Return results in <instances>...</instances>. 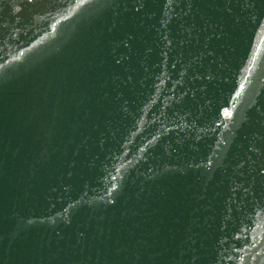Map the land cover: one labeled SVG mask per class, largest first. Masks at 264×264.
Wrapping results in <instances>:
<instances>
[{"label":"water","instance_id":"95a60500","mask_svg":"<svg viewBox=\"0 0 264 264\" xmlns=\"http://www.w3.org/2000/svg\"><path fill=\"white\" fill-rule=\"evenodd\" d=\"M264 220V0H0V264H202Z\"/></svg>","mask_w":264,"mask_h":264}]
</instances>
